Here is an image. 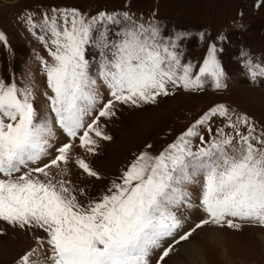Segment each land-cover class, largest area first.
I'll list each match as a JSON object with an SVG mask.
<instances>
[{
    "label": "snow or ice",
    "instance_id": "1",
    "mask_svg": "<svg viewBox=\"0 0 264 264\" xmlns=\"http://www.w3.org/2000/svg\"><path fill=\"white\" fill-rule=\"evenodd\" d=\"M52 11L41 25L53 46L49 54L54 63L45 62L54 94L49 101L56 124L70 139L40 166L53 148L54 130L47 120L38 121L29 92L0 80V221L45 232L46 238L38 242L47 246L46 264H149L156 249H161L157 264H166L165 258H172L176 247L205 225L239 229V220L264 226V129L257 131L248 116L223 104L205 112L160 153L141 152L122 170L119 181H112L98 197L85 198L84 190L57 178L51 170L68 163L74 141L93 153L98 141L92 133L111 139L99 121L114 116L117 103H155L158 96L169 94V85L197 90L207 77L220 88L224 71L212 45L193 76L194 66L181 62L175 42L166 41L158 25L138 23L129 13H123L126 23L113 34L107 25L121 24L120 14L101 12L86 18L76 9ZM28 22L31 29L37 27L30 15ZM39 39L47 43L44 35ZM89 46L99 52L95 76L85 55ZM256 67L259 72L251 75L264 76V67ZM97 79L109 89L111 99L93 118ZM215 117L224 125L206 141L197 129L207 126L212 133ZM194 137L206 146L194 151ZM76 164L87 176L99 178L86 159L78 158ZM198 176H203V183L194 205L186 186L199 183ZM181 207H197L205 216L186 228ZM34 251L25 253L18 264H34Z\"/></svg>",
    "mask_w": 264,
    "mask_h": 264
},
{
    "label": "rangeland",
    "instance_id": "2",
    "mask_svg": "<svg viewBox=\"0 0 264 264\" xmlns=\"http://www.w3.org/2000/svg\"><path fill=\"white\" fill-rule=\"evenodd\" d=\"M53 9H76L86 18L97 17L101 12L120 14L121 24L107 25L113 34L126 23L123 13H129L138 23L158 25L161 36L175 42L181 62L194 66L193 76L198 73L212 45L218 49L217 58L224 71L220 88L207 77L203 87L197 90L169 85V94L158 96L155 103L139 107L117 103L113 109L115 115L102 117L99 121L104 134L111 139L104 140L92 133L98 141L93 153L85 152L79 147L78 140L74 141L76 146L70 152L68 163H61L60 169L51 171L58 179H67L72 186L84 190L85 198L100 196L112 181H119L122 170L141 152L160 153L217 105L223 104L248 116L257 125V131L264 129V76L251 75L253 71L259 72L256 65L264 67V0H0V33L5 37L0 41V80L5 84L14 83L21 93L29 92L38 121L47 120L54 129L55 114L49 101L54 94L48 85L45 68V62L54 63L49 54L53 46L50 33L41 28L45 14L53 15ZM29 15L32 23L37 25L34 29L30 28ZM40 35H44L47 43L39 39ZM85 55L95 76L99 52L89 46ZM99 81L102 80L97 79L99 96L93 118L111 99L109 89ZM87 122H90L89 117H86ZM210 124L212 133L208 132L207 126L197 129L206 141L215 136L224 121L215 117ZM229 131L225 128V132ZM69 139L66 136L64 143ZM148 145L152 147L148 148ZM202 146L206 144H201L198 137L192 138L194 151ZM55 155L53 150L51 159ZM78 158L86 159L99 178L84 174L76 164ZM195 179L199 183L186 186L194 205L199 203L198 188L203 183V176ZM180 212L190 220L191 226L205 216L197 207H181ZM236 222L241 225L239 229L213 224L198 229L189 241L176 247L172 258H165L166 264H196L178 248L190 242L202 249L203 264H264V226ZM206 227L220 232L223 250L206 241L203 230ZM45 238L46 233L41 229H22L0 221V264H18L25 253L33 250L30 260L34 264H46L47 246L38 242ZM156 254L150 255L149 264H157L160 255Z\"/></svg>",
    "mask_w": 264,
    "mask_h": 264
},
{
    "label": "bare ground",
    "instance_id": "3",
    "mask_svg": "<svg viewBox=\"0 0 264 264\" xmlns=\"http://www.w3.org/2000/svg\"><path fill=\"white\" fill-rule=\"evenodd\" d=\"M179 214V213H178ZM187 222L185 224L186 228L190 227V223L188 221V219H186ZM193 226V225H192ZM207 235L206 237V241H208L210 243V246L212 245L213 247L216 248H221V235L220 232L218 230H216V228H210V227H206L203 229ZM201 233V232H200ZM180 248V251H184V254L192 261V262H196V264H203L204 260H203V254H202V249H199L198 247H196V245L193 242H190L186 245L180 246L178 247ZM223 248V247H222ZM221 248V249H222ZM185 249H187V251H185ZM223 250V249H222Z\"/></svg>",
    "mask_w": 264,
    "mask_h": 264
}]
</instances>
